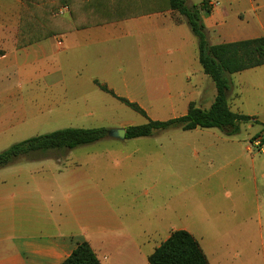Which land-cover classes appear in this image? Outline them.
Listing matches in <instances>:
<instances>
[{"label": "crops", "instance_id": "crops-1", "mask_svg": "<svg viewBox=\"0 0 264 264\" xmlns=\"http://www.w3.org/2000/svg\"><path fill=\"white\" fill-rule=\"evenodd\" d=\"M67 1L70 10L54 13L59 0H0V134L44 126L57 113L73 116L83 109L92 118L120 109L121 102L96 82L138 104L154 121L184 117L192 103L212 106L216 86L200 64L196 38L169 0ZM185 1L187 6L214 4L203 15L212 45L264 38V0ZM228 105L233 113L252 118V127L264 128V66L232 75ZM202 130L214 129L183 132ZM238 136H227L220 154L226 158L217 162L212 177L221 182L223 172L229 175L246 159L258 191L259 179L264 185V133L257 135L262 141L246 144L236 142ZM139 148L116 161L131 159ZM111 157L108 153L106 159ZM26 163L0 169V264H63L82 242L100 264H150L172 232L187 231L170 226V210L135 208L129 193L108 191L106 176L72 159L66 164L46 159L33 170H25L30 167ZM230 198L227 193L225 199ZM259 229L262 234L261 222ZM189 233L210 264H264V240L261 255L248 245L245 253L231 257L214 249L217 236L213 242Z\"/></svg>", "mask_w": 264, "mask_h": 264}, {"label": "rangeland", "instance_id": "rangeland-1", "mask_svg": "<svg viewBox=\"0 0 264 264\" xmlns=\"http://www.w3.org/2000/svg\"><path fill=\"white\" fill-rule=\"evenodd\" d=\"M120 104V109L103 111L100 116L92 118L87 117V113L81 109V112L74 111L73 116L54 114L44 126H29L25 130L9 129L0 134V154L24 140L62 129L105 128L110 131L121 129V124L131 126L148 122L142 115L123 103ZM205 105L203 104L204 107ZM101 106L103 105L100 103L95 105L98 108ZM252 124L241 125V132L234 140L243 144L249 143V139L252 142L262 141L257 135H262L264 128L258 125L252 127ZM200 132L206 131L185 133L176 129L148 139H127V142L108 137L63 155L59 152L52 154L61 157L65 164L67 159H72L95 175L106 176L108 191L129 193L130 198L134 199L132 206L135 208L153 206L170 210L168 223L172 228H186L187 232L194 231L213 242V236H217L214 249L220 255H242L247 251L248 245L255 248V254L261 255V241L264 240V185L259 179L256 191L254 173L246 159V163L232 167L229 175L226 172L218 175L222 181L216 182L212 172L217 162L226 158L225 152L222 156L220 154L224 149L223 143L228 138L220 129ZM219 137L224 139L218 140ZM147 144H152L153 147L146 148ZM139 145L142 148H139L136 156L124 162L116 161L117 156L122 158L130 155ZM108 153H112L111 160L106 159ZM146 155L153 157L147 158ZM46 159L58 158L25 160L30 166L25 167V170L40 168L36 163L40 164ZM257 177L260 176L257 174ZM227 193L231 195L230 199H225ZM211 220L216 222V227L210 226ZM260 222L263 226L262 234Z\"/></svg>", "mask_w": 264, "mask_h": 264}, {"label": "trees", "instance_id": "trees-1", "mask_svg": "<svg viewBox=\"0 0 264 264\" xmlns=\"http://www.w3.org/2000/svg\"><path fill=\"white\" fill-rule=\"evenodd\" d=\"M169 6L185 19L198 41L200 64L205 75L211 78L217 89V97L212 106L209 109H203L192 103L184 117L154 121L138 104L117 96L99 82H96V85L103 92L148 120L147 124L128 127L126 139L148 138L170 129L193 131L197 128L220 129L228 137L239 135L241 125L251 123L252 118L235 114L230 110L228 98L232 90L231 76L264 66V38L212 45L203 22V15L211 12L207 3L201 6H187L185 0H169ZM60 8L70 10L71 6L67 0H59L53 12L57 13ZM49 35H56V33ZM43 36L47 37L48 33H44ZM108 132L109 130L105 128H67L24 140L0 154V169L21 160H37L41 157L59 159L61 157L52 153L59 152L63 155L68 151L93 145L108 138ZM149 262L150 264H210L199 242L192 234L184 230L172 232L169 239L150 257ZM63 264H100V261L91 246L87 242H82Z\"/></svg>", "mask_w": 264, "mask_h": 264}, {"label": "water", "instance_id": "water-1", "mask_svg": "<svg viewBox=\"0 0 264 264\" xmlns=\"http://www.w3.org/2000/svg\"><path fill=\"white\" fill-rule=\"evenodd\" d=\"M108 137L124 141L127 137L126 129L121 128V129H116V130H110L108 132Z\"/></svg>", "mask_w": 264, "mask_h": 264}, {"label": "built area", "instance_id": "built-area-1", "mask_svg": "<svg viewBox=\"0 0 264 264\" xmlns=\"http://www.w3.org/2000/svg\"><path fill=\"white\" fill-rule=\"evenodd\" d=\"M207 5H208L209 9H212L214 6V4L211 2H208ZM59 45H62V43L60 42Z\"/></svg>", "mask_w": 264, "mask_h": 264}]
</instances>
